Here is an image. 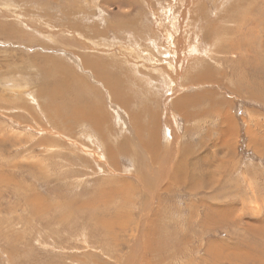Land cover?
Listing matches in <instances>:
<instances>
[{"label": "rangeland", "instance_id": "obj_1", "mask_svg": "<svg viewBox=\"0 0 264 264\" xmlns=\"http://www.w3.org/2000/svg\"><path fill=\"white\" fill-rule=\"evenodd\" d=\"M0 264H264V0H0Z\"/></svg>", "mask_w": 264, "mask_h": 264}, {"label": "bare ground", "instance_id": "obj_2", "mask_svg": "<svg viewBox=\"0 0 264 264\" xmlns=\"http://www.w3.org/2000/svg\"><path fill=\"white\" fill-rule=\"evenodd\" d=\"M89 58V57H88ZM82 64V63H81ZM94 64H95V62H94ZM105 65H103V67H104ZM83 67V66H82ZM85 67L86 68H88L86 65H84V69H85ZM91 67H92V69L93 70H95V69H97V68H99V67H102L101 65H99L98 63H96V65H91ZM103 69H105V67L103 68ZM85 70H87V69H85ZM91 73L93 74V71H91ZM108 73V72H107ZM109 75L110 74H105V72H104V70L102 71V72H98V73H95V74H93V75H91V77H92V79H94V80H96L97 81V83H100V81L101 80H103V79H106L107 80V82H104V83H100L101 85H105V86H108V84L109 83H111V81L109 82ZM112 77V76H111ZM93 80V81H94ZM111 80V79H110ZM94 83H96L95 81H94ZM109 89V88H108ZM113 91V90H112ZM42 96H44L45 98L46 97H49L50 95H51V92L50 91H42ZM99 99V98H98ZM187 104V103H186ZM97 110V109H96ZM74 111H76V110H73L72 111V115H73V112ZM88 111L89 112H87V113H89V118H91V120H92V123L95 125V126H99L100 124H98V122H99V120H96L95 121V117H92L93 116V114H94V112L91 110V109H88ZM87 113H84V115H82L81 113H80V111H79V109H78V113L77 112H74V115L71 117H69V121H70V123H76V121H78V122H83V121H89V119H88V117H86L85 116V114H87ZM68 115V114H67ZM68 122V121H67ZM66 122V123H67ZM84 123V122H83ZM100 123V122H99ZM98 124V125H97ZM56 125H57V123H56ZM79 125H80V123H79ZM64 126V125H63ZM39 129V128H38ZM89 132V131H88ZM90 136V135H89ZM89 138V137H88ZM45 141V140H44ZM92 142V141H91ZM123 142V141H122ZM41 143H43L42 141H38L37 143H35L34 144V148H35V146L36 145H38L36 148H38L39 147V144H41ZM98 145V144H97ZM31 147H33L32 145H30ZM95 146V145H94ZM102 146V145H101ZM104 147V146H103ZM27 150H29V148L27 149ZM26 150V151H27ZM100 150V149H99ZM118 151V154L119 153H121V148H118L117 149ZM53 151V150H52ZM56 151V150H55ZM61 151V150H60ZM100 151H102V150H100ZM104 151V150H103ZM81 152V151H80ZM27 153V152H26ZM48 154V153H47ZM30 155V154H29ZM53 155V154H52ZM104 155V154H103ZM28 156V155H27ZM50 156V155H49ZM48 156V157H49ZM54 156V158H55V155H53ZM60 156V155H59ZM105 156V155H104ZM111 156H112V152H111ZM33 157H35V156H33ZM52 157V156H51ZM100 157V154H99V156H98V158ZM82 158V157H81ZM41 159H42V157H41ZM56 159V158H55ZM108 161H112V158L109 160L108 158H106ZM79 160V159H78ZM80 162H82V161H80ZM101 162V161H100ZM103 162V161H102ZM78 163V162H77ZM104 163V162H103ZM107 163V162H106ZM140 163V162H139ZM84 164V163H83ZM82 164V165H83ZM110 164V163H109ZM38 165H40V164H38ZM85 165V164H84ZM104 165V164H103ZM33 166V165H32ZM107 166V165H106ZM111 166V165H110ZM104 167V166H103ZM107 168V167H106ZM115 168V167H114ZM82 169H84V168H82ZM105 171V170H104ZM112 172V171H111ZM111 172H109V173H111ZM95 173V172H94ZM138 174V173H137ZM133 175V174H132ZM145 177V176H144ZM147 177V176H146ZM145 177V178H146ZM148 180V179H147ZM140 181H142L141 179H140ZM140 181L138 180V182L140 183ZM146 181V180H145ZM144 182V181H143ZM147 183H149L148 181H146ZM140 184H142V183H140ZM123 186H124V184H123ZM120 188V187H119ZM109 189V188H108ZM116 190H118V188H116ZM107 192V191H106ZM110 193V192H109ZM94 198V197H93ZM108 200V199H107ZM109 201V200H108ZM75 211V210H74ZM71 231V230H70ZM86 233V232H85ZM63 249V248H62ZM64 250V249H63Z\"/></svg>", "mask_w": 264, "mask_h": 264}]
</instances>
